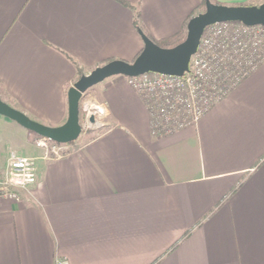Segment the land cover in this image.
Returning a JSON list of instances; mask_svg holds the SVG:
<instances>
[{"label": "crops", "instance_id": "obj_1", "mask_svg": "<svg viewBox=\"0 0 264 264\" xmlns=\"http://www.w3.org/2000/svg\"><path fill=\"white\" fill-rule=\"evenodd\" d=\"M125 1L156 39L202 3ZM143 46L120 0H0V99L60 125L81 73ZM89 90L107 105V125L61 157L0 115L26 134L34 153L18 154L37 170L20 200L0 199V264H264V61L196 123L162 135L127 76Z\"/></svg>", "mask_w": 264, "mask_h": 264}, {"label": "built area", "instance_id": "obj_2", "mask_svg": "<svg viewBox=\"0 0 264 264\" xmlns=\"http://www.w3.org/2000/svg\"><path fill=\"white\" fill-rule=\"evenodd\" d=\"M253 31L256 32L250 41L245 39ZM262 33L263 25H247L238 21L217 22L205 28L197 52L191 58L190 70L183 75L147 72L127 76L129 83L146 103L153 134H166L196 123L213 103L223 98L263 62ZM230 60H237L239 63L235 68L236 72L229 75L226 73L230 72L227 70ZM210 70L214 73L212 77H209ZM81 111L85 113L86 122L91 126L103 128L107 125V105L87 92L80 100V117ZM35 143L53 157H61L71 151L68 148L70 143H59L43 136H39ZM36 181L35 159L11 154L4 178L0 181V199L5 197L20 200V189H25ZM56 264L69 263L66 259L58 258Z\"/></svg>", "mask_w": 264, "mask_h": 264}, {"label": "water", "instance_id": "obj_3", "mask_svg": "<svg viewBox=\"0 0 264 264\" xmlns=\"http://www.w3.org/2000/svg\"><path fill=\"white\" fill-rule=\"evenodd\" d=\"M222 21H238L264 26V1L259 4L229 5L206 0L205 10L192 16L186 27L185 39L171 47H163L140 30L144 46L131 61L112 59L82 74L68 91V115L64 123L49 125L31 118L25 112L0 99V115L21 126L59 143L75 141L82 132L80 100L91 87L114 75L138 76L147 72L183 75L190 70V61L197 52L205 28ZM94 120V117H91Z\"/></svg>", "mask_w": 264, "mask_h": 264}, {"label": "rangeland", "instance_id": "obj_4", "mask_svg": "<svg viewBox=\"0 0 264 264\" xmlns=\"http://www.w3.org/2000/svg\"><path fill=\"white\" fill-rule=\"evenodd\" d=\"M260 2L261 1H259L258 3H260ZM201 11H203V9L200 8V9H198V11L195 14H197ZM255 32L256 31H253L252 34L245 36V39L250 41L251 36L253 37V34ZM262 34L264 36V33H262ZM262 39H264V37H262ZM238 63H239V61H237V60L236 61L230 60V66H229V68H227V70H230V72H227L226 74H229V75L231 73L234 74L236 72L235 68L238 65ZM212 73H213L212 70H210L209 77L213 76L214 73L213 74ZM209 79L212 81L211 78H209ZM227 84H229V83L227 82ZM209 87H211L210 83H209ZM87 94L96 98V96L92 92V90H88ZM1 117L2 116H0V118ZM80 118H81L80 123L82 126V132H81L80 136L75 141L70 142V145L68 146V148L70 150L81 147L87 139H90V138L97 136L99 134L100 129H102V126L101 127H94V126H91L89 123H87L86 118H85V113L83 111H81V117ZM106 119H107V117H106ZM19 127H22V126H19ZM22 129H24V128H22ZM28 131L32 134V136L34 137V141L36 142V139L39 137V135L36 134L35 132L31 131V130H28ZM26 137L27 136L25 133H23V131L21 132L15 128H11L10 126L0 124V169L5 164L6 158L10 154L34 153L30 148L28 149V147H30V146H27V148L24 147V144H26V141H27ZM25 150H27V151H25ZM8 160H9V158H8ZM8 160H7V167H8ZM7 167H6V169H7ZM6 169L1 174V176H2L1 180L4 178V175L6 173ZM1 187H2V183L0 182V193L2 191Z\"/></svg>", "mask_w": 264, "mask_h": 264}, {"label": "trees", "instance_id": "obj_5", "mask_svg": "<svg viewBox=\"0 0 264 264\" xmlns=\"http://www.w3.org/2000/svg\"><path fill=\"white\" fill-rule=\"evenodd\" d=\"M121 2L131 6L134 10V24L135 26L137 27V29L140 31V30H143L152 40H154L157 44H159L160 46H163V47H171V46H174L180 42H182L185 37H186V27H187V23L189 21V19L195 15V13H192L187 22L185 23L184 27L176 34L172 35V36H169V37H165V38H161V39H156L153 37V35L148 31V29L145 27L144 23H143V20L141 18V14H140V11L138 9L137 6L135 5H132V4H129L127 3L125 0H120ZM213 2H216V3H219L217 1H214L212 0ZM200 8L205 10L206 8V0H202V3L200 5ZM142 50V49H141ZM140 50V52H141ZM139 52V53H140ZM138 53V54H139ZM137 54V55H138ZM82 75V73H81Z\"/></svg>", "mask_w": 264, "mask_h": 264}]
</instances>
